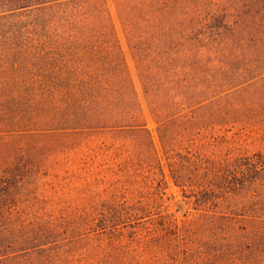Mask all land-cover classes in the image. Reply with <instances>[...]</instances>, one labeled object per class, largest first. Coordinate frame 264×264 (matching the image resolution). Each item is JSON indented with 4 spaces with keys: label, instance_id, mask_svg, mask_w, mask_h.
Segmentation results:
<instances>
[{
    "label": "trees",
    "instance_id": "1",
    "mask_svg": "<svg viewBox=\"0 0 264 264\" xmlns=\"http://www.w3.org/2000/svg\"><path fill=\"white\" fill-rule=\"evenodd\" d=\"M113 3L163 154L109 0H0V264H264V0Z\"/></svg>",
    "mask_w": 264,
    "mask_h": 264
},
{
    "label": "rangeland",
    "instance_id": "2",
    "mask_svg": "<svg viewBox=\"0 0 264 264\" xmlns=\"http://www.w3.org/2000/svg\"><path fill=\"white\" fill-rule=\"evenodd\" d=\"M110 5H111V10L112 13L114 15V19H115V23L117 26V30L121 39V43H122V47L126 53V57L128 60V63L130 65L131 71L133 73L134 79H135V83L137 85L139 94H140V98L142 100L144 109L146 111L147 114V118H148V125L149 127L153 130L154 135H155V139H156V143H157V147L160 151V154L162 155V147L160 144V140L158 138L157 135V131H156V123L153 120V118L151 117L150 113H149V108H148V104L144 95V91L141 85V81L140 78L138 76V72L136 69V64H135V60L130 52L129 46H128V41L126 38V35L124 33V30L120 24V21L117 17V13H116V9L113 3V0H109ZM250 143L246 146L250 147V148H254L255 144H251L252 139H250L249 141ZM168 194L170 195V200H169V209L178 217L182 218L186 213L191 212L192 210L188 207V205L185 203V201L183 200L182 196H181V192L180 189L178 187H176L174 184H171L169 189H168Z\"/></svg>",
    "mask_w": 264,
    "mask_h": 264
}]
</instances>
